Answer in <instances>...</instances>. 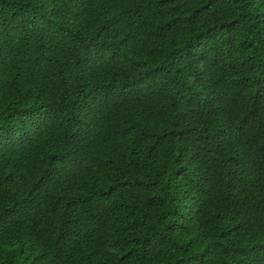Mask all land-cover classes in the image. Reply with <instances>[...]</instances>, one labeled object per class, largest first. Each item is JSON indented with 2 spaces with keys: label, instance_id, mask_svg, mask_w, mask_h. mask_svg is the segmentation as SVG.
Wrapping results in <instances>:
<instances>
[{
  "label": "trees",
  "instance_id": "obj_1",
  "mask_svg": "<svg viewBox=\"0 0 264 264\" xmlns=\"http://www.w3.org/2000/svg\"><path fill=\"white\" fill-rule=\"evenodd\" d=\"M0 264H264V0H0Z\"/></svg>",
  "mask_w": 264,
  "mask_h": 264
}]
</instances>
